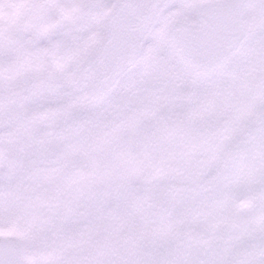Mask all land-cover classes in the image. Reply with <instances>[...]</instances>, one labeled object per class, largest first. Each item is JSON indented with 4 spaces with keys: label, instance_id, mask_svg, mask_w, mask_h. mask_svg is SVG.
I'll return each mask as SVG.
<instances>
[{
    "label": "bare ground",
    "instance_id": "1",
    "mask_svg": "<svg viewBox=\"0 0 264 264\" xmlns=\"http://www.w3.org/2000/svg\"><path fill=\"white\" fill-rule=\"evenodd\" d=\"M91 1L0 0V231L28 226L63 264H264V30L198 77L163 50L208 0H178L96 98L81 69L118 0Z\"/></svg>",
    "mask_w": 264,
    "mask_h": 264
},
{
    "label": "water",
    "instance_id": "2",
    "mask_svg": "<svg viewBox=\"0 0 264 264\" xmlns=\"http://www.w3.org/2000/svg\"><path fill=\"white\" fill-rule=\"evenodd\" d=\"M176 0H153L143 7L137 0H121L105 19L107 39H102L103 55L96 56L84 77L94 80L97 97L115 89L121 78L139 63L144 41L151 35L162 12ZM97 5L96 0H92ZM246 0H210L196 5L200 23L196 27L179 21L168 33L176 56L191 66L198 76H212L235 58L245 43L258 33L243 22ZM104 67L105 74L97 69ZM19 240L0 233V264H27L18 249Z\"/></svg>",
    "mask_w": 264,
    "mask_h": 264
},
{
    "label": "rangeland",
    "instance_id": "3",
    "mask_svg": "<svg viewBox=\"0 0 264 264\" xmlns=\"http://www.w3.org/2000/svg\"><path fill=\"white\" fill-rule=\"evenodd\" d=\"M100 6H97L96 8H99ZM177 21V20H176ZM164 53L167 52H172L174 55L173 50L171 47L167 44L166 41V35H165V44H164ZM175 57V55H174ZM176 58V57H175ZM92 57H89L85 63H88ZM178 60V58H176ZM84 63V64H85ZM26 217L30 218L29 215H26ZM48 229V228H47ZM12 230H18L20 231L24 237L26 238L27 241V249L32 255V262L33 264H63V261L65 260L64 257L61 256H50L47 255L46 253L43 254V252H47L48 249H46V245L43 244L44 242L38 238V233H31L30 229L26 225H18L12 228ZM38 244V246H37ZM42 250V251H40Z\"/></svg>",
    "mask_w": 264,
    "mask_h": 264
},
{
    "label": "snow or ice",
    "instance_id": "4",
    "mask_svg": "<svg viewBox=\"0 0 264 264\" xmlns=\"http://www.w3.org/2000/svg\"><path fill=\"white\" fill-rule=\"evenodd\" d=\"M76 47H77V49H79L81 47L80 42H77ZM96 47H97V54L102 56L103 55V46H102V44H97Z\"/></svg>",
    "mask_w": 264,
    "mask_h": 264
}]
</instances>
